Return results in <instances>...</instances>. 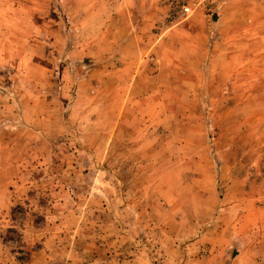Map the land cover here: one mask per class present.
<instances>
[{"label":"rangeland","instance_id":"rangeland-1","mask_svg":"<svg viewBox=\"0 0 264 264\" xmlns=\"http://www.w3.org/2000/svg\"><path fill=\"white\" fill-rule=\"evenodd\" d=\"M51 262L264 264V0H0V264Z\"/></svg>","mask_w":264,"mask_h":264},{"label":"crops","instance_id":"crops-1","mask_svg":"<svg viewBox=\"0 0 264 264\" xmlns=\"http://www.w3.org/2000/svg\"><path fill=\"white\" fill-rule=\"evenodd\" d=\"M49 264H57V263H55V262H51V263H49Z\"/></svg>","mask_w":264,"mask_h":264},{"label":"built area","instance_id":"built-area-1","mask_svg":"<svg viewBox=\"0 0 264 264\" xmlns=\"http://www.w3.org/2000/svg\"><path fill=\"white\" fill-rule=\"evenodd\" d=\"M186 10H188V8H185Z\"/></svg>","mask_w":264,"mask_h":264}]
</instances>
